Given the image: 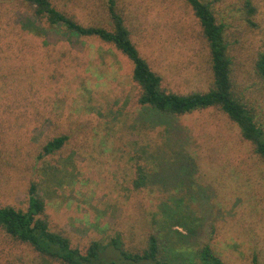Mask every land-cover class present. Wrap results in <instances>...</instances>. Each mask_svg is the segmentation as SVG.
<instances>
[{
  "label": "rangeland",
  "instance_id": "1",
  "mask_svg": "<svg viewBox=\"0 0 264 264\" xmlns=\"http://www.w3.org/2000/svg\"><path fill=\"white\" fill-rule=\"evenodd\" d=\"M201 1L224 26L234 90L264 131V81L255 68L264 54V0ZM52 3L81 25L109 27L107 0ZM117 4L131 41L166 92L211 88L207 44L183 0ZM14 31L0 35V207L25 211L45 162L60 175L38 187L44 217L81 252L92 241L116 238L137 252L154 232L167 264H199L195 251L206 244L223 264H264V160L234 123L215 108L182 116L140 108L132 63L98 39L56 29L43 44ZM61 135L68 136L62 149L40 160L42 145ZM136 136L138 145L170 148L165 164L146 163L148 180L138 190L130 159L133 148L140 154L132 145ZM157 219H173L166 233ZM0 264L57 263L0 230Z\"/></svg>",
  "mask_w": 264,
  "mask_h": 264
},
{
  "label": "trees",
  "instance_id": "2",
  "mask_svg": "<svg viewBox=\"0 0 264 264\" xmlns=\"http://www.w3.org/2000/svg\"><path fill=\"white\" fill-rule=\"evenodd\" d=\"M183 1L197 19L209 52L212 85L203 93L180 95L166 92L161 87V77L148 67L131 41L117 0H107L108 28L102 25H81L73 17L58 10L52 0H0V35L4 39L10 33L15 34L16 29L17 32H24L27 37L39 39L44 44L41 39L43 36L60 29L77 37L98 39L101 43L114 47L132 63V81L139 89L137 104L140 108L167 116H182L215 108L237 126L242 140L249 142L254 154L264 160V131L257 124L253 111L234 90L232 60L228 55L223 24L217 21L209 3L201 0ZM245 7L247 14L255 12L249 4L246 3ZM23 23H27V26L38 32L23 28L25 25ZM45 31V35L40 33ZM255 68L258 77L264 81V54L259 55ZM138 140L137 137L132 145L138 146L140 154L133 148L134 155L130 157L135 162L137 177L134 180V188L137 190L146 186L148 180L146 163L151 169L165 164L167 150L170 149L165 148L166 145L162 143L138 145ZM67 141V135L47 141L41 147L39 159L53 156ZM41 168L43 173L38 184L30 185L25 211L9 206L0 207V230L11 241L28 246L45 262L48 260L57 264H167L159 259L162 252L161 244L158 233L154 232L148 235L146 247L137 252L124 250L117 238L106 244L92 241L84 252L71 247L67 237L50 230L44 217L45 201L37 193L39 185L45 189L48 184L57 180L56 175H60V170L53 169L45 162ZM50 170H56L57 173ZM172 220L157 219V223L155 220L154 224L159 225L160 231L166 233L171 227ZM195 252L199 264H223L207 244L200 246Z\"/></svg>",
  "mask_w": 264,
  "mask_h": 264
}]
</instances>
